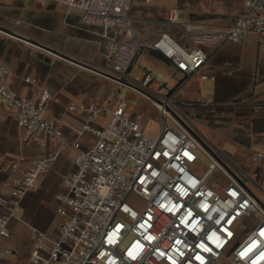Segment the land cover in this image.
<instances>
[{
  "label": "built area",
  "instance_id": "2783aa9c",
  "mask_svg": "<svg viewBox=\"0 0 264 264\" xmlns=\"http://www.w3.org/2000/svg\"><path fill=\"white\" fill-rule=\"evenodd\" d=\"M38 1L79 10L84 25L101 27L110 38L104 51L109 73L87 69L151 100L159 118L158 131L150 134L142 128L144 114L131 116L127 101L120 100L113 109L91 103L82 108L90 121L103 114L110 120L104 128L87 126L96 139L84 149L66 138L59 119L45 118L51 92L45 90L39 99L20 95L7 84L8 68L0 64V103L15 110L23 139L45 147L44 134L76 151L75 170L64 180L66 191L56 195L57 211L65 221L56 235L29 227L33 245L27 264H219L233 244L226 264H264V205L251 193V183L257 182L213 155L211 144L173 99V91L160 93L164 85L152 71L145 68L143 76H129L139 54L150 50L169 60L185 80L199 74L202 81H215L214 75L200 72L208 60L202 46L242 44L249 31L264 37V0H243V13L228 29L186 22L174 12L170 21L182 25L191 47L169 34L155 42L143 38L129 14L135 0ZM200 151L212 161L204 174L194 170ZM55 158L35 159L26 169L15 166L1 183L0 240L9 236L22 201L39 186V177ZM263 159L262 152H255V161ZM218 170L227 180L222 192L209 185ZM257 185L264 193V182ZM256 214L257 223L237 240V225Z\"/></svg>",
  "mask_w": 264,
  "mask_h": 264
},
{
  "label": "crops",
  "instance_id": "0c3cea01",
  "mask_svg": "<svg viewBox=\"0 0 264 264\" xmlns=\"http://www.w3.org/2000/svg\"><path fill=\"white\" fill-rule=\"evenodd\" d=\"M244 9L243 0H135L129 14L139 34L149 42L169 34L181 45L191 47L182 25L170 21L174 12L186 22L228 29L235 25ZM80 16L79 10L68 11L54 3L0 0V64L8 68L7 84L31 99H39L49 90L52 97L47 103L45 118L59 119L58 126L66 138L79 142L84 149L96 139L87 126L104 128L110 116L103 114L90 121L82 108L97 103L113 109L122 91L128 98V113L131 116L143 113V130L155 134L159 112L153 102V114L146 108L134 107L129 100L136 91L87 69L109 73L104 51L110 45V38L103 35L101 27L84 25ZM202 48L208 60L200 72L214 75L215 81H202L199 74L185 80L169 60L150 50L139 54L133 68L137 63L148 64L159 76L167 75V80L176 83L173 99L192 118L221 159L262 184L264 159L257 162L254 154L257 151L264 154V37L249 31L242 44L228 42L219 48L210 45ZM27 78L31 81L27 82ZM183 81L185 83L179 87ZM72 105L78 108L71 110ZM192 106L204 125L214 130L215 139L204 134L195 122L191 116ZM22 133L15 110L0 103V185L15 166L26 169L35 159L50 155L56 158L39 177V186L22 201L11 220L9 236L0 240V264H27L32 243L28 247L9 245L22 227L28 230L34 226L49 234L58 233L62 224L50 230L53 217L59 214L56 195L66 191L65 177L75 170L74 149L61 147L42 134L48 139L43 147L32 140L25 141Z\"/></svg>",
  "mask_w": 264,
  "mask_h": 264
},
{
  "label": "rangeland",
  "instance_id": "374dc122",
  "mask_svg": "<svg viewBox=\"0 0 264 264\" xmlns=\"http://www.w3.org/2000/svg\"><path fill=\"white\" fill-rule=\"evenodd\" d=\"M145 68H147L148 70H151L154 73V75L156 77V80L159 81L162 85H164V87L160 90V93L162 95H168L170 92H172V91H174L176 89V86H177L176 83H171L169 80H167V75L166 76H162V77L159 76V74H157L156 71L150 69V66L148 64L144 65V64L137 63L134 66L133 70L131 71L130 77L134 79L137 76H139V77L143 76ZM187 86H189V84L186 85V86L184 85L183 90L185 88H187ZM206 90H208V89L206 88ZM208 94H210V93H208ZM117 100H119V101L120 100L128 101L126 93L124 91H122L121 94L119 93L118 96H117ZM129 101L131 102L130 104H132L134 107H139L140 109H143V110H144V108H146V110L149 111L150 114L151 113L153 114L154 111H155L154 108H153V105H152V101L147 99L146 97H144L143 95H141L139 93H136L134 98H132ZM180 103H182V102H180ZM191 109H192V115L191 116L194 118L195 122L203 130V133L209 135L211 139H215L214 138V130H211V128H209L208 126L204 125L203 120H201V118L198 117L197 114H196L195 106H192ZM215 141L218 142V140H215ZM199 159L200 160H199L198 164L195 166L194 170L198 174H204L207 171V168L211 164L212 161L210 160V158L206 154H204L201 151L199 152ZM226 182H227V180L224 177V174L222 173L221 170L213 172L211 177H210V179H209V185L211 187H213L214 189H216L217 191H219V192L223 191L224 187L226 186ZM251 189L254 191V193L264 203V193L260 190L258 185L255 184V183H251ZM259 217L260 216L258 214L253 215L250 218V220L245 221V223L241 222V223H239L237 225L236 228H238V230H240V235L238 236L237 240H240L244 235H246V233L254 226V224L257 223ZM64 221H65V218L62 217L61 214H57L56 216L53 217V222L50 223V230L55 229V227L57 225L63 224ZM15 235L16 236L9 242L10 246L15 247L14 245L17 244V245H19L18 247H28V246H30V243H32V245H33V242H32V239H31V236H30V233H29V229L27 230L26 227H22L21 230L19 229L18 231H16ZM234 245L235 244H233L229 248V250L222 256V258L218 262L219 264H226V263H228L230 261V251L232 250Z\"/></svg>",
  "mask_w": 264,
  "mask_h": 264
},
{
  "label": "water",
  "instance_id": "95a60500",
  "mask_svg": "<svg viewBox=\"0 0 264 264\" xmlns=\"http://www.w3.org/2000/svg\"><path fill=\"white\" fill-rule=\"evenodd\" d=\"M195 134V133H194ZM197 137H198V139L205 145V146H207L206 144H205V142L203 141V139L202 138H200L197 134H195ZM208 149L213 153V155L214 156H216L218 159H220V161L222 162V164H224V162H223V160L221 159V158H219V156H218V153H217V151L215 150V148H213L212 146H208ZM251 193L258 199V201L262 204V205H264V203L261 201V199L253 192V191H251Z\"/></svg>",
  "mask_w": 264,
  "mask_h": 264
}]
</instances>
